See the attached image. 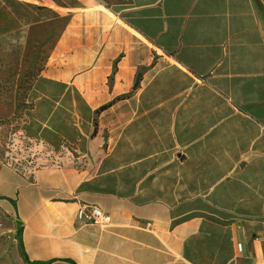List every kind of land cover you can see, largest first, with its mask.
<instances>
[{
  "label": "crops",
  "instance_id": "0c3cea01",
  "mask_svg": "<svg viewBox=\"0 0 264 264\" xmlns=\"http://www.w3.org/2000/svg\"><path fill=\"white\" fill-rule=\"evenodd\" d=\"M75 1L26 33L37 135L85 163L0 159V264H264V0Z\"/></svg>",
  "mask_w": 264,
  "mask_h": 264
},
{
  "label": "rangeland",
  "instance_id": "374dc122",
  "mask_svg": "<svg viewBox=\"0 0 264 264\" xmlns=\"http://www.w3.org/2000/svg\"><path fill=\"white\" fill-rule=\"evenodd\" d=\"M66 4L73 6L77 2L0 0V159L29 177L42 166L67 160L77 166L85 163L82 150L66 142L39 138L35 130L38 114H35L34 90L39 50L29 44L32 42L26 30L28 25L54 16L52 5ZM2 217V238L8 240L13 233L6 228L7 220Z\"/></svg>",
  "mask_w": 264,
  "mask_h": 264
},
{
  "label": "built area",
  "instance_id": "2783aa9c",
  "mask_svg": "<svg viewBox=\"0 0 264 264\" xmlns=\"http://www.w3.org/2000/svg\"><path fill=\"white\" fill-rule=\"evenodd\" d=\"M81 215H84L87 220L103 226H107L110 223V215L96 205L87 207L86 211L81 210Z\"/></svg>",
  "mask_w": 264,
  "mask_h": 264
},
{
  "label": "trees",
  "instance_id": "16d2710c",
  "mask_svg": "<svg viewBox=\"0 0 264 264\" xmlns=\"http://www.w3.org/2000/svg\"><path fill=\"white\" fill-rule=\"evenodd\" d=\"M106 106H107V105H103V106H101V107L97 110V112H98L99 110H102V109L106 108ZM16 235H17V239H18V241H19V245H20L21 249L23 250V247H22V239H21V229H20V228L17 229V231H16ZM23 256H24V258L26 259V255H25L24 251H23Z\"/></svg>",
  "mask_w": 264,
  "mask_h": 264
}]
</instances>
